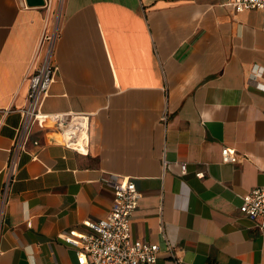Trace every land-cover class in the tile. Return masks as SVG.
<instances>
[{"label": "crops", "instance_id": "1", "mask_svg": "<svg viewBox=\"0 0 264 264\" xmlns=\"http://www.w3.org/2000/svg\"><path fill=\"white\" fill-rule=\"evenodd\" d=\"M231 1L63 0L41 111L90 114L89 154L53 142L42 117L4 192L54 24L47 0H0V264L75 263L62 236L107 215L114 177L141 193L132 234L159 244L154 264H176L166 240L180 264H264V231L239 210L264 184V24Z\"/></svg>", "mask_w": 264, "mask_h": 264}, {"label": "built area", "instance_id": "2", "mask_svg": "<svg viewBox=\"0 0 264 264\" xmlns=\"http://www.w3.org/2000/svg\"><path fill=\"white\" fill-rule=\"evenodd\" d=\"M235 12L259 10L264 24V0H232ZM58 27L43 34L37 56L40 57L38 68L29 76L27 103L21 108V122L11 147L7 172L10 180L6 183V192L18 170V154L27 151V146L35 123L45 118L47 136L53 142L60 143L79 154H89L91 138V115L86 113H43L42 104L47 96L54 72L55 44ZM223 163H236L238 157L234 150L225 147L222 150ZM186 172V163L182 164ZM203 177V173L198 174ZM110 184L114 191L113 205L106 216L86 222L88 231L64 234V241L75 249L77 261L72 264H154L161 252L157 243L135 239L132 234L133 215L138 207L141 193L136 183L130 178L114 177ZM240 212L252 220L264 231V184L242 196ZM27 226L32 221L26 220ZM165 249L170 257L180 264L175 247L165 241Z\"/></svg>", "mask_w": 264, "mask_h": 264}, {"label": "rangeland", "instance_id": "3", "mask_svg": "<svg viewBox=\"0 0 264 264\" xmlns=\"http://www.w3.org/2000/svg\"><path fill=\"white\" fill-rule=\"evenodd\" d=\"M62 3H63V0H47V5L51 6V12H52V18H53L52 24H54L52 29L57 28L60 22Z\"/></svg>", "mask_w": 264, "mask_h": 264}, {"label": "water", "instance_id": "4", "mask_svg": "<svg viewBox=\"0 0 264 264\" xmlns=\"http://www.w3.org/2000/svg\"><path fill=\"white\" fill-rule=\"evenodd\" d=\"M28 6L42 7L46 5V0H25Z\"/></svg>", "mask_w": 264, "mask_h": 264}]
</instances>
